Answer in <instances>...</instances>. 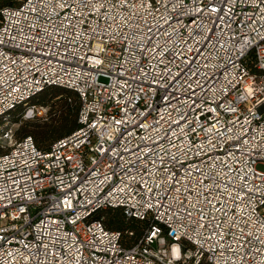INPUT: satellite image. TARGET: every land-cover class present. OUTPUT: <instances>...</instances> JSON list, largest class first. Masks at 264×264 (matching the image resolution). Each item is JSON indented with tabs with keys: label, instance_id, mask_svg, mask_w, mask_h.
Segmentation results:
<instances>
[{
	"label": "built area",
	"instance_id": "1",
	"mask_svg": "<svg viewBox=\"0 0 264 264\" xmlns=\"http://www.w3.org/2000/svg\"><path fill=\"white\" fill-rule=\"evenodd\" d=\"M52 86L79 127L0 133V264H264V0L0 5V119Z\"/></svg>",
	"mask_w": 264,
	"mask_h": 264
},
{
	"label": "trees",
	"instance_id": "2",
	"mask_svg": "<svg viewBox=\"0 0 264 264\" xmlns=\"http://www.w3.org/2000/svg\"><path fill=\"white\" fill-rule=\"evenodd\" d=\"M18 0H0V5L10 6L14 3H17ZM54 88V86H52ZM48 87V88H52ZM47 88V90H48ZM64 91V102L65 107L61 114V124L58 127L46 126L43 131H39L37 134H34L33 140L37 147L41 150L47 151L51 145L59 139H62L72 132H74L78 127V116L80 111V100L77 92L68 90L67 88H61ZM41 95V94H40ZM36 96L28 101L26 104L22 105L25 109L33 108L35 109L36 104L43 103L42 96ZM18 106L17 108H19ZM16 109V108H15ZM14 109V110H15ZM13 111V110H12ZM10 113V112H9ZM7 114V116L9 115ZM6 116V118H7ZM4 119H0L2 121ZM30 136L31 135H26ZM22 136L20 138L26 137ZM35 137V138H34ZM17 138V139H20ZM104 214L109 218L105 219ZM97 218H100L104 223L105 227L110 230H117L123 233V243L125 245H130L135 243L140 235L143 234L145 228L148 225V222L141 221L135 218H127L121 208H106L100 211L97 214ZM132 232V235L129 234Z\"/></svg>",
	"mask_w": 264,
	"mask_h": 264
},
{
	"label": "rangeland",
	"instance_id": "3",
	"mask_svg": "<svg viewBox=\"0 0 264 264\" xmlns=\"http://www.w3.org/2000/svg\"><path fill=\"white\" fill-rule=\"evenodd\" d=\"M100 81H106V79L100 77ZM63 91L61 87H52L40 93L41 95H39L43 97L44 101L43 103L36 104L37 107L32 114H25L26 109L24 106L11 111L6 119L0 121V133L2 134L3 130L10 128L14 134V138L26 135L33 137L34 134L43 131L46 126L58 127L62 123L60 119L61 114L64 108H66ZM3 149L0 145V152ZM257 168L264 170V165L258 163ZM104 217H106L105 219L109 218L105 214Z\"/></svg>",
	"mask_w": 264,
	"mask_h": 264
},
{
	"label": "snow or ice",
	"instance_id": "4",
	"mask_svg": "<svg viewBox=\"0 0 264 264\" xmlns=\"http://www.w3.org/2000/svg\"><path fill=\"white\" fill-rule=\"evenodd\" d=\"M205 187H207V185H205ZM185 196L187 197V193H185ZM205 199H207V198H205ZM181 211H185V209L184 208H181L180 209ZM189 216H191L192 215V213L191 212H188L187 213ZM217 226L216 225H212V228H213V230H215V228H216Z\"/></svg>",
	"mask_w": 264,
	"mask_h": 264
}]
</instances>
